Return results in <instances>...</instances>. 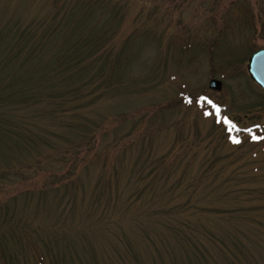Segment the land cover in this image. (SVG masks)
<instances>
[{"label":"rangeland","instance_id":"rangeland-1","mask_svg":"<svg viewBox=\"0 0 264 264\" xmlns=\"http://www.w3.org/2000/svg\"><path fill=\"white\" fill-rule=\"evenodd\" d=\"M262 48L264 0H0V264H264Z\"/></svg>","mask_w":264,"mask_h":264},{"label":"water","instance_id":"water-1","mask_svg":"<svg viewBox=\"0 0 264 264\" xmlns=\"http://www.w3.org/2000/svg\"><path fill=\"white\" fill-rule=\"evenodd\" d=\"M248 70L251 78L264 89V48L257 50L250 57ZM209 87L220 90L222 81L213 78L209 83Z\"/></svg>","mask_w":264,"mask_h":264},{"label":"snow or ice","instance_id":"snow-or-ice-1","mask_svg":"<svg viewBox=\"0 0 264 264\" xmlns=\"http://www.w3.org/2000/svg\"><path fill=\"white\" fill-rule=\"evenodd\" d=\"M202 100H203L204 102L208 103V104H212V103H213V102H212L208 97H206V96L203 97ZM189 102H191V101H189ZM217 108H218V106H217ZM228 123L231 124V121H228ZM233 127H235V125H233ZM248 131H251V130L248 129ZM253 139H260V137H257V136H255V135H253ZM234 140H235V142H237V143L240 142V141H239L238 139H236V138H234Z\"/></svg>","mask_w":264,"mask_h":264},{"label":"trees","instance_id":"trees-1","mask_svg":"<svg viewBox=\"0 0 264 264\" xmlns=\"http://www.w3.org/2000/svg\"><path fill=\"white\" fill-rule=\"evenodd\" d=\"M0 254H2V250L0 249Z\"/></svg>","mask_w":264,"mask_h":264}]
</instances>
